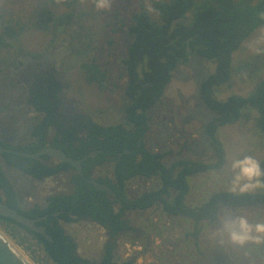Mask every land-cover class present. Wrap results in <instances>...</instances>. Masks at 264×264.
<instances>
[{
    "label": "rangeland",
    "instance_id": "1",
    "mask_svg": "<svg viewBox=\"0 0 264 264\" xmlns=\"http://www.w3.org/2000/svg\"><path fill=\"white\" fill-rule=\"evenodd\" d=\"M73 1L0 0V33L4 27L10 26L16 35L7 37V43L0 48V140L4 144L25 146L29 141V128L37 120L33 111L20 104L24 88L15 82L11 70L15 67L17 55L20 52L32 56L43 54L61 41L65 43L64 50L69 53L62 55L57 70L70 86L69 95H76L82 102L80 111L99 124L123 123L122 107L127 83L123 59L129 41L123 24L129 21L133 12L142 9H149L152 18L158 20V14L152 7L154 0H110V7L103 10L95 8L93 0ZM68 13L73 14L71 19L59 23L58 19ZM48 17H51L50 20H47ZM262 31L264 26L243 43L254 40ZM195 61H198V65ZM84 64L94 65L102 74L96 73L97 79L90 80ZM211 68L212 64L202 57L190 56L188 63L180 64L175 69L162 97L147 112L149 128L145 135L146 147L155 152H165L166 165L177 159L206 160L210 157L204 125L212 113L201 103L198 85ZM262 78L264 54L254 55L241 45L233 54L230 80L217 87V96H246ZM246 110V118L218 129L226 163L217 172H205L190 180V190L186 196L188 206L199 205L213 192L227 190L231 178L228 169L230 157L252 155L259 163L264 158V135L255 125L257 112L252 108ZM188 146L192 149L189 150ZM0 168L12 182L23 208L31 204L42 205L48 192L47 183L40 185L31 182L1 159ZM156 184L150 179H134L128 185V195L156 187ZM223 209L232 210L233 216L246 214L252 223L264 220V207L259 205L240 208L239 212L234 211L237 208ZM131 218L134 227L142 228L145 225L148 230L145 234L151 238L145 241L142 233L133 236V239L123 238L118 250L122 251L130 243L133 249L147 250L148 257L143 256L141 264H220L215 261L217 252L230 264H264V246L240 249L226 244L223 249L219 248L212 234V229L220 226L219 221L208 226L204 223L197 246L191 236H186V231L194 227L190 219L179 215L169 217L158 206L143 213L133 212ZM0 230L32 264H52L29 233L1 222ZM83 230L81 227L75 230L82 253L95 259L97 253L94 248L97 245L88 244L91 235L82 233ZM84 234L86 238L82 237ZM96 234L94 236L98 237ZM88 248H91L89 252L86 250Z\"/></svg>",
    "mask_w": 264,
    "mask_h": 264
},
{
    "label": "trees",
    "instance_id": "2",
    "mask_svg": "<svg viewBox=\"0 0 264 264\" xmlns=\"http://www.w3.org/2000/svg\"><path fill=\"white\" fill-rule=\"evenodd\" d=\"M152 7L158 14V20L152 18L149 9H142L133 12L129 21L123 24L129 37L123 59L127 78L122 107L123 123L106 126L85 116L86 120L80 125L59 129L61 140H57V134L52 142L75 159L84 157L94 149L102 150L95 157L82 161L83 175L72 178L74 192L49 197V204L43 208L36 206L25 210L17 206L13 186L0 168V194L5 196L9 206L29 218L60 208L78 215H106L117 223L118 226L112 231L117 235L118 229H133L120 219L123 214L143 211L155 205L171 216L178 215L179 211L194 216V227L186 231V236H191L197 246L203 225L215 223V215L221 209L255 208L258 205L264 207V190L236 197L226 193V190L216 191L197 206L191 207L185 202L190 190V180L194 176L217 172L226 163L223 143L218 137L220 127L246 118V109L252 108L257 112L255 125L264 135V78L246 96L231 94L226 98H218L216 92L218 86L230 80L234 52L252 33L264 26V0H154ZM72 15L64 14L58 19L59 23L68 22ZM15 36L12 27H4L0 33V48L7 43V37ZM193 55L212 64L210 72L198 85L200 101L212 113V117L204 125L210 157L206 160L177 159L166 165L165 152H153L146 147L145 135L149 128L147 112L162 97L175 69L180 64L188 63ZM83 66L90 80L97 79L96 73L102 74L94 65ZM44 81L47 86L40 83L31 89L32 103L36 110L45 114L33 125L29 143L25 146L5 145L6 147L35 152L45 145V126L56 122L51 98L56 99V93L62 85L53 77ZM147 82L151 83L149 87L141 86ZM138 89H141L140 93L137 92ZM139 137H142V141L137 146ZM123 149L132 150V153L121 155L120 161L116 162L117 153ZM3 156L9 164L35 178L70 167L63 162L56 166L46 164L43 160L48 158L47 155L37 159L6 152ZM106 159L110 163L104 164ZM98 164L104 165L95 171L96 180L109 184L122 200V205L114 214V209L104 199L103 192L88 180L91 178V167ZM260 166L264 169V158L260 161ZM136 176L154 180L157 186L135 191L132 195L122 193L124 185L136 179ZM94 199H101L104 209L99 210L93 203ZM49 218L52 219L51 216ZM66 219L69 220V216ZM0 221L32 235L52 264H82L80 257L74 253L75 244L61 227H50L45 220L39 222L46 227V233L52 238L49 241L10 218L0 215ZM107 248L104 260L98 264H116L111 252L114 245H108Z\"/></svg>",
    "mask_w": 264,
    "mask_h": 264
},
{
    "label": "flooded vegetation",
    "instance_id": "3",
    "mask_svg": "<svg viewBox=\"0 0 264 264\" xmlns=\"http://www.w3.org/2000/svg\"><path fill=\"white\" fill-rule=\"evenodd\" d=\"M64 44L65 43L63 41H61V42L55 44L53 47H51L50 51L43 53V54H35L33 56L29 55V54H25L24 52H20L17 55V58H16L17 62H15V65H14L15 67H12V69H11L14 73L15 82L19 85H22L24 88L23 94L21 96L22 101L20 102V104H23L29 110L33 111L37 116V120H39L42 116H44L45 112L40 113L38 110H36L34 104L32 103L33 96H32L31 89L35 85H39L40 83H43L44 86H47V82H45L44 80L48 79V78H52V77L55 78L58 82H60V84L62 85L60 90L56 93V96H57L56 99L51 98L53 105L55 107L54 117H55L56 122H50V123L46 124V126H45V145L43 146V147L52 146V147H55V148H58L61 150H63L61 147L52 144V142H53V140L57 134H58L57 140H59V141L61 140V133H58L59 129L64 130L65 127L67 128V127L72 126L74 124L78 126L81 124L82 121L86 120L85 116H88L86 114H83L80 111V107L83 105H82V102L76 97V95H74L72 93H70L71 95H69V91L71 92L70 86L65 83V81L63 80L59 70L56 69V64L62 59V56H61L63 54L62 52L65 51L64 50ZM143 84L144 83L141 84L142 87H145V88L149 87V86H144ZM137 92L140 93L141 89H138ZM119 124H122V123H119ZM33 125H32V127L29 128V132L27 134L29 137V141L31 139L30 137H31ZM101 125H103V124H101ZM109 125H118V123L117 124H108L106 126H109ZM140 138L141 137L138 138V141L136 144L137 146H139L140 142L142 141V140L140 141ZM29 141H28V143H29ZM28 143H26V144H28ZM2 144H4V143L2 142ZM5 145H8V144H4V146ZM65 145H67V143H65ZM9 146H12V145H9ZM11 149H13V148H11ZM14 150L21 151L18 149H14ZM125 150H129V149H123L121 152L117 153L116 162L120 161L121 155L127 154V153H124ZM92 151H96L95 155L89 156L88 158L95 157L98 152H102V150H100V149H94ZM92 151H90V152H92ZM130 151H132V150H130ZM9 152H13V151H9ZM90 152H88L87 154H89ZM153 152H155V151H153ZM4 153H6V152H4ZM13 153H15V152H13ZM129 154H131V153H129ZM41 156L37 159H41ZM47 157L48 158L46 160H43V162H45L46 164H48L50 166H56L58 163H61L58 161L56 162L54 159L50 158L49 156H47ZM27 158H29V157H27ZM0 159L3 160V162L8 167H11L12 169L18 170L19 173L23 177L29 179L31 182H36L37 184H40V185L42 183H48V192L44 196L45 198H44L42 205L31 204L27 208H23L20 205L17 192L13 187L14 193L16 196L17 206L22 208V209H25V210L33 209L36 206L43 208L44 206L49 204V202H50L49 197L71 194L75 190V184L72 181V178L76 175H83L82 165H81V173H79L77 171L76 167H74L68 163L70 165V167H68V168H61V169L55 171L54 173L42 176L40 178H35V177L25 173V172L20 171L15 166L9 164L6 161V159L4 158L3 153L0 154ZM77 159H80V158H77ZM105 161L106 162L104 164L110 163L109 159H106ZM20 162H22L24 164L23 161H20ZM63 163H66V162H63ZM104 164L93 165L90 169L91 178H89L88 180H90V179L96 180L97 175L95 174V171L100 170L99 168L102 167ZM107 174H109V173H107ZM144 178L145 177H142V176H136V179H144ZM8 180L11 183V185L13 186V184L9 178H8ZM144 180H149V179H144ZM101 183H104V182H101ZM129 183H131V182L129 181L128 183H126L124 185V188L121 190L122 193H124V194L128 193ZM105 184H107V183H105ZM107 185H109V184H107ZM50 188H52V190L49 191ZM97 190L102 191L103 195L105 196L104 199L108 200L109 203L112 205V207L114 209V210H112V214L117 212L120 205H122V200H121L120 196L113 189L112 190L116 193V197H114L112 194L108 193L105 190H100V189H97ZM0 196L6 202V198H5V196L2 195V193L0 194ZM93 203H94V205L99 207L98 208L99 210L101 208H103V203H102L101 199H94ZM153 206H155V205H153ZM152 207H150V208H152ZM150 208H148V209H150ZM148 209H144L143 211H135V212L143 213L144 211H146ZM132 213L133 212L129 211L126 214H123L120 219H122L128 226L132 227L133 229H128V228L118 229L117 235L112 233L113 229H116V227L118 226L117 223L114 222V219L112 220L111 217L106 216V215L103 216L101 214H99L97 217H94L92 215H78L76 213H72L71 210L65 211L64 208H60L57 210H53L50 213L38 215L32 219H36L37 220L36 225L43 226L45 228V231H46V227L39 223L42 220H45L50 227H55V226L61 227L64 234H66L70 238V240L73 241V243L75 244L74 253L80 257L82 264H98L101 261H103L105 255H106V252L108 250V248H107L108 245H110V246L114 245V248L112 249L111 252L113 255L112 257L115 260L116 264H128V263L130 264V262H131V264H141L142 257L143 256L148 257L147 256V253H148L147 250L144 252L143 249H141V248L133 249L131 247L132 246L131 243L126 244V247L123 248L122 251L118 250L119 249V242L123 238L133 239V236L136 237L137 235H139V233H142L145 235V237H146L145 241H147L148 239L151 238V236L149 234H145L148 232L145 225L142 226V228H139V227L136 228L133 226L132 218H131ZM180 214H183V215H180ZM166 215L171 217V215H169L167 213H166ZM178 215L181 217H184L185 219H190L192 221V223L195 220L194 216L187 214V213H183V212L179 211ZM49 216H51L52 219H50ZM67 216H69V218H70L69 220L66 219ZM80 227H81V229L82 228L85 229V230L81 231L82 233H87V234L91 235V237H89V243L88 244L90 245V243H92V245H94L93 243H96V245H97V247L94 248V252L97 253L95 259H91L86 254L82 253L83 251L80 247L78 237L75 234V232H76L75 230L80 228ZM151 228H153V226ZM133 230H134V232H133ZM154 231H155V229L153 230V232ZM94 233H97L96 235L98 237H95ZM133 233H135V235ZM156 234H157V232H156ZM127 236H129V237H127ZM82 237L86 238V235L84 234ZM146 246H148V245H146ZM90 249L91 248H88L86 250L89 252ZM216 254L217 255H215V261L219 262L220 264H230L218 252Z\"/></svg>",
    "mask_w": 264,
    "mask_h": 264
},
{
    "label": "clouds",
    "instance_id": "4",
    "mask_svg": "<svg viewBox=\"0 0 264 264\" xmlns=\"http://www.w3.org/2000/svg\"><path fill=\"white\" fill-rule=\"evenodd\" d=\"M93 3L100 10L110 7V0H93ZM242 48L254 55L264 54V31L254 40L243 43ZM228 169L231 178L226 193L236 197L264 190V169L252 155L230 157ZM215 219L220 226L212 229V234L219 248L223 249L226 244L240 249L264 246V220L252 223L246 214L233 216L232 210L224 209L216 213Z\"/></svg>",
    "mask_w": 264,
    "mask_h": 264
},
{
    "label": "water",
    "instance_id": "5",
    "mask_svg": "<svg viewBox=\"0 0 264 264\" xmlns=\"http://www.w3.org/2000/svg\"><path fill=\"white\" fill-rule=\"evenodd\" d=\"M62 53L66 54L69 53V51L65 50ZM58 66H59V62L56 64V69L58 68ZM143 85L150 86L151 83L147 82L144 83ZM141 140L142 137L140 138V141ZM9 151H13L23 157H29V158H39L41 155H47L50 158L54 159L56 162L57 161L66 162L71 164L72 166L76 167L79 173H81V162L86 160L89 156L95 155L96 153V151H92L89 154H87L85 157H82L80 159H75L68 156L63 150L52 146H45L36 152H28V151H17L4 146V144H0V154ZM124 153L129 154L132 153V151L125 150ZM89 182L92 185H94L97 189L105 190L108 193L112 194L114 197H116V193L112 190V188L109 185L105 183H101L95 179H90ZM0 215L14 220L16 223L24 226L28 230L40 233L46 239L52 241V238L46 233L45 228L43 226L36 225V221H37L36 219H32L21 214L17 209L9 206L2 199L1 196H0ZM0 264H28L25 261V259L14 249V247L3 237L1 233H0Z\"/></svg>",
    "mask_w": 264,
    "mask_h": 264
},
{
    "label": "bare ground",
    "instance_id": "6",
    "mask_svg": "<svg viewBox=\"0 0 264 264\" xmlns=\"http://www.w3.org/2000/svg\"><path fill=\"white\" fill-rule=\"evenodd\" d=\"M0 233L3 235V237L14 247V249L25 259V261L28 263V264H32L28 258L17 248L14 246V244H12V242H10V240H8V238H6V236L4 235V233L0 230Z\"/></svg>",
    "mask_w": 264,
    "mask_h": 264
},
{
    "label": "crops",
    "instance_id": "7",
    "mask_svg": "<svg viewBox=\"0 0 264 264\" xmlns=\"http://www.w3.org/2000/svg\"><path fill=\"white\" fill-rule=\"evenodd\" d=\"M195 64L198 65V61H195ZM251 112L254 113V111H251ZM254 115H255V113H254ZM188 145H189V144H188ZM188 147H189V150L192 149L190 146H188ZM148 149H149V148H148ZM186 159H187V158H186ZM42 184H45V183H42ZM47 184H48V183H47ZM42 186H43V185H42Z\"/></svg>",
    "mask_w": 264,
    "mask_h": 264
}]
</instances>
